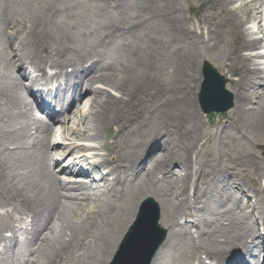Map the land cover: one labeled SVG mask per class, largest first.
<instances>
[{
    "label": "bare ground",
    "instance_id": "1",
    "mask_svg": "<svg viewBox=\"0 0 264 264\" xmlns=\"http://www.w3.org/2000/svg\"><path fill=\"white\" fill-rule=\"evenodd\" d=\"M209 1L199 26L207 28L208 46L224 48L225 73L238 78L229 83L235 96L234 129L264 136V39L256 38H264V0ZM179 2L89 0L88 10L101 13L119 6L129 9L133 20L125 31L105 23L97 32L86 33L89 44L81 46L71 31L83 28L78 0H0V244L3 231L10 230L7 219L25 215L32 220L21 234L12 231L0 264H111L146 197L157 201L160 225L167 231L151 264H206L203 255L210 264H227L237 245L244 249L241 263L264 264V188L254 196L235 167L233 171L210 164L213 160L204 165L211 171L206 177L200 174L195 180L191 171L202 126L196 119L191 123L196 115L194 92L181 74L185 64L195 66L196 48L203 40L186 31ZM72 15L75 19L69 20ZM142 35L152 43L163 37L159 49L165 52L174 46L170 88L155 77L156 48L148 52L149 47L137 45ZM68 64L78 72L65 73ZM88 74H93L91 79ZM52 77L64 83L49 91L48 101L38 90ZM97 84L101 87H94ZM89 94L92 105L81 114L89 131L82 134L72 126H54L60 113L54 112L53 124L35 116L28 101L33 95L51 113L55 99L63 104L61 111L70 110L84 104ZM148 99L161 106L158 136L148 141L161 148L162 155L141 175L139 162L145 152L141 146L127 147L139 143L138 136L145 133ZM105 134L113 142L91 150L103 149L107 157L90 168L76 141L80 136L98 141ZM64 140L71 143L58 147ZM245 162L259 168L253 158ZM89 180L93 183L88 186ZM219 212L224 218H215ZM246 225L258 229L261 254L249 244ZM123 252L119 263L126 260Z\"/></svg>",
    "mask_w": 264,
    "mask_h": 264
},
{
    "label": "rangeland",
    "instance_id": "2",
    "mask_svg": "<svg viewBox=\"0 0 264 264\" xmlns=\"http://www.w3.org/2000/svg\"><path fill=\"white\" fill-rule=\"evenodd\" d=\"M78 6L80 14L82 13V18L84 19L83 28L79 30L73 29V33L78 34L79 37L78 42L82 46H86L89 41V37L86 36L90 34V32H97L98 28L103 26L105 23H109V25L114 24L118 27L119 31H125L128 28V24L132 22L131 11L129 9L123 8L119 9L118 7L109 6L106 10H103L101 13L95 12L90 8L88 10V3L89 0H78ZM180 6V13L181 17L184 22V27L186 28L187 32L194 31L198 35L199 38L203 40V43L198 44L196 48V52L198 54V59L195 66L191 67L188 64H185L182 68L181 74V81H185L186 84L189 83L190 88L193 89L194 97H195V105L194 110L196 111V115L194 114V118L192 119L191 123H194V119L199 120L202 126L201 130V138L198 146H193V155H192V174L198 177L200 174L206 177L211 173L207 168H204V165L207 164V160H213L210 164H221L223 166H230L231 169L235 167L236 174L241 182H243L244 186L246 187L247 192L254 194V196H258L261 193V188H264V136L262 133L253 132L251 134H241L237 130L234 129L235 125V118H236V108L234 104V94L233 89L230 86V80H238L237 77L231 78L227 75L223 68V57H224V48L213 49L211 46H208L205 42H207V28L205 26L200 25L199 17L201 13L204 12L205 8L208 7L210 1L209 0H179ZM158 4V3H157ZM95 6V3L93 4ZM238 5H240L238 3ZM76 8V11L78 12ZM69 20L75 19V16L68 18ZM72 25L69 26L71 28ZM92 35V34H91ZM257 39H264L261 34L256 36ZM163 40V37L156 38L153 43L150 39H146L143 37L137 40V45L146 46L148 48V52L156 48L155 51V61H154V74L157 80L160 82L161 86L171 87L173 78L171 76L172 72L170 71V65L173 62V59H170V55L172 52V47L168 46L167 51L159 49V43ZM205 41V42H204ZM176 46V45H175ZM187 50V49H186ZM191 51V50H190ZM261 53V52H259ZM76 59L75 57H72ZM209 63L217 72L218 74L225 80V90L228 92L229 97L227 101L232 102V107L224 113H212L206 114L203 111L201 102H200V94L204 83V74L203 68L204 64ZM68 66H70L68 64ZM52 74L54 71H50ZM93 74H88L87 78L91 79ZM178 91L181 87H183L182 83L179 85L176 84ZM94 87H101V85L97 84ZM111 93L114 96H118L116 92ZM179 93V92H178ZM91 94L86 95L83 98L84 104H74V108L72 107L70 111H72V115L69 114V120L66 121V114L60 117V122L58 121L55 124L56 127L62 129H66L69 126L74 127L77 129L79 133H83L84 131H89V128L86 124L81 122V114L88 111L92 105L91 99L89 100ZM86 99V100H85ZM149 102L146 103L147 109L145 110L144 120L145 123L143 124L144 127V134L142 136H138L139 143H132L130 147H127V150H132V148L141 146L142 151L145 152L144 158L140 160V167L141 168V175L145 174L146 170L149 168V162H151L155 158L161 160L160 156L162 155L161 148H158L155 143L149 144V137L150 136H158L157 130V117H158V110L161 109L159 102L153 101L148 99ZM28 101H30L28 99ZM86 107V108H85ZM60 112V110H59ZM67 114V115H68ZM21 122V120H20ZM23 123V122H21ZM48 123V122H47ZM70 123V124H69ZM186 124V123H184ZM193 126V124H189L188 127ZM182 128H185L182 126ZM116 129V128H114ZM226 132V133H224ZM92 134V133H90ZM111 137L109 134H105L101 137L98 141H91L86 139L84 136H80L76 144L84 149V155L88 161V165L90 168H93L95 162H100L107 157V152L103 149L100 150H91L94 147L97 148L100 146V143H112ZM71 141L64 140L58 144V147L69 145ZM188 144V142L186 141ZM192 148V146H191ZM254 159L259 165L260 170L249 167L246 160ZM56 162H60L58 158L55 160ZM66 165L70 164L69 158L65 160ZM64 161V162H65ZM55 162V163H56ZM54 163V164H55ZM244 163V164H243ZM53 165V164H52ZM54 169L55 166H53ZM87 167V165H86ZM202 168L204 170H202ZM175 170H177L175 168ZM202 170V171H201ZM57 171V170H56ZM234 171V170H233ZM262 171V172H261ZM58 172V171H57ZM203 173V174H202ZM60 177H65V175L60 174ZM161 177V176H160ZM175 177V174L172 176ZM72 182V181H71ZM91 180L87 181L86 185H91ZM208 184V185H207ZM209 187V183L204 185V189ZM152 198V197H151ZM149 197L144 198L141 201L140 207L142 206L143 202L146 200L151 199ZM156 202L155 199L152 198ZM65 202V200H64ZM157 203V202H156ZM140 212V209H139ZM138 212V214H139ZM224 214L219 212L215 215V218L222 219ZM13 226L17 225L16 219L9 220ZM134 224V223H133ZM132 224V225H133ZM131 225V227H132ZM130 227V228H131ZM249 230H252L250 226H243ZM130 230V229H129ZM128 230V232H129ZM258 231V229H257ZM256 231V232H257ZM127 232V233H128ZM45 233V232H44ZM126 236V235H125ZM5 256H0V261ZM8 264H12V262H8ZM17 264V262H16Z\"/></svg>",
    "mask_w": 264,
    "mask_h": 264
},
{
    "label": "water",
    "instance_id": "3",
    "mask_svg": "<svg viewBox=\"0 0 264 264\" xmlns=\"http://www.w3.org/2000/svg\"><path fill=\"white\" fill-rule=\"evenodd\" d=\"M203 74L200 94L203 111L206 114L227 112L232 102L227 101L229 94L225 90V80L209 63L204 64ZM165 237L166 232L159 226L158 207L152 201H146L121 246L118 256L124 251L126 257L121 264H149Z\"/></svg>",
    "mask_w": 264,
    "mask_h": 264
}]
</instances>
